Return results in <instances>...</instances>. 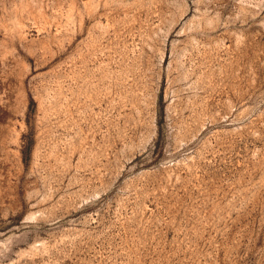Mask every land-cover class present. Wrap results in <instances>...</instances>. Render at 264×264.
Returning <instances> with one entry per match:
<instances>
[{"label": "rangeland", "instance_id": "obj_1", "mask_svg": "<svg viewBox=\"0 0 264 264\" xmlns=\"http://www.w3.org/2000/svg\"><path fill=\"white\" fill-rule=\"evenodd\" d=\"M0 264H264V0H0Z\"/></svg>", "mask_w": 264, "mask_h": 264}]
</instances>
